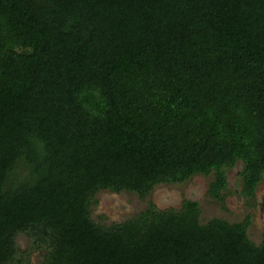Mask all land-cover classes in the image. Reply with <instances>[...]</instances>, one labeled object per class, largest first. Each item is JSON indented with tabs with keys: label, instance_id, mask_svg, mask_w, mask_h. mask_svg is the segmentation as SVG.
<instances>
[{
	"label": "trees",
	"instance_id": "obj_1",
	"mask_svg": "<svg viewBox=\"0 0 264 264\" xmlns=\"http://www.w3.org/2000/svg\"><path fill=\"white\" fill-rule=\"evenodd\" d=\"M237 161L251 196L264 0H0V264L23 232L42 264H264V229L253 244L247 216L199 223L190 199L106 227L89 217L98 190L195 174L220 201Z\"/></svg>",
	"mask_w": 264,
	"mask_h": 264
},
{
	"label": "rangeland",
	"instance_id": "obj_2",
	"mask_svg": "<svg viewBox=\"0 0 264 264\" xmlns=\"http://www.w3.org/2000/svg\"><path fill=\"white\" fill-rule=\"evenodd\" d=\"M22 31L16 30V37L21 38ZM13 48L16 46L11 45ZM239 161L225 170V187L220 191L221 200H215L207 194L208 175L195 174L175 183L154 184L147 193L138 195L134 192H111L98 190L92 196L89 205V217L102 226L119 223L137 215L149 205L156 210H177L181 201L190 199L196 201L198 207L197 219L205 223L211 218H220L227 222H237L248 217L246 236L258 244L264 229V172L254 186L251 196L241 194V179ZM32 236L27 233H17L14 237L15 253L8 264H42L44 245L38 243L35 247Z\"/></svg>",
	"mask_w": 264,
	"mask_h": 264
}]
</instances>
